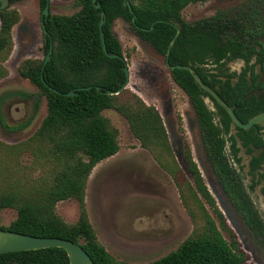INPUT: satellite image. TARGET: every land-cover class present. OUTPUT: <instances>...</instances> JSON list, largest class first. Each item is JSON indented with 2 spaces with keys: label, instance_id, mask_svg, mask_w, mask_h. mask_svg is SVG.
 <instances>
[{
  "label": "trees",
  "instance_id": "16d2710c",
  "mask_svg": "<svg viewBox=\"0 0 264 264\" xmlns=\"http://www.w3.org/2000/svg\"><path fill=\"white\" fill-rule=\"evenodd\" d=\"M21 1L24 0H9V3L13 5ZM37 1L42 12L48 0ZM128 1L132 13L123 9V0H76L79 10L73 15L50 14L44 24L47 32L44 58L26 59L21 63L19 76L38 90L47 106L40 127L21 145V150L32 152L39 165L46 166L48 172L45 180L32 185L15 181L9 190L0 191V211H16L11 224L0 227V230L72 241L85 250L94 264H126L115 261L99 243L85 204L87 181L92 170L119 151L118 131L102 114L113 110L126 120L140 147L148 151L171 177L193 224L191 235L176 250L146 264H244L245 254L205 185L191 151L185 148L184 159L192 184L181 175L159 111L128 89L117 95H108L107 92L118 91L126 81L123 50L112 31L116 20L127 22L142 41L164 58L178 28V38L165 60L167 66H190L205 84L210 85L209 70L204 66L219 64L230 58L229 54L241 51V42L253 23L264 19V2H254L232 15L219 12L212 18L189 23L183 19V10L191 4L208 0ZM96 4L100 5L99 9L95 8ZM100 12L105 14L101 28ZM134 17L136 19L132 22ZM19 20L16 10L0 9V53H9L12 29ZM101 31L107 52L124 60L110 59L104 54ZM50 47V60L44 65ZM1 71L0 79L4 75ZM170 74L174 84L191 103L207 159L219 186L245 225L264 245V223L240 173L231 162V158L237 163L239 159L235 139L227 138L230 129L228 116L218 107L222 127L216 126L202 99L206 94L198 89L191 74L178 69ZM87 87L91 89L80 90ZM71 91L76 95L66 96ZM242 100L240 96L239 111L249 105L248 100L245 108H241ZM239 111H235L236 117L242 123L247 122L251 115ZM244 134L246 138L251 137L253 130L239 131L238 137L245 141V145ZM226 142H231L230 151ZM167 159L172 160L173 166L167 163ZM68 200H75L79 206V217L73 224L64 222L55 211L59 202ZM205 205L212 210L214 218ZM0 264H69V258L63 249L49 248L1 254Z\"/></svg>",
  "mask_w": 264,
  "mask_h": 264
},
{
  "label": "rangeland",
  "instance_id": "374dc122",
  "mask_svg": "<svg viewBox=\"0 0 264 264\" xmlns=\"http://www.w3.org/2000/svg\"><path fill=\"white\" fill-rule=\"evenodd\" d=\"M254 2L264 0H208L187 6L182 15L191 23L212 18L219 12L232 15ZM9 8L18 12L20 20L12 29L9 53H0V71L4 73L0 79V191L9 190L15 181L32 185L45 180L48 172L32 152L21 150V145L40 127L47 106L38 90L18 74L24 60L44 58L42 12L37 0H24ZM78 10L76 0H49L50 14L69 16ZM112 31L121 44L129 70L127 89L161 114L181 175L192 184L184 159L188 148L245 254L244 264H264V245L245 225L219 186L205 153L194 110L188 97L172 81L165 58L142 41L127 22L116 20ZM102 114L118 131L119 151L104 160L88 181L85 202L91 225L99 243L115 261L154 262L176 250L191 235L193 224L175 183L149 152L140 147L126 120L113 110ZM243 153L241 149L239 156ZM245 159L242 165L246 164ZM167 163L173 166L171 159ZM156 204L161 209L142 212V206ZM205 208L214 218L212 210L207 205ZM55 211L67 224L76 223L79 217L75 200L59 202ZM15 218L14 209L0 211V227H8ZM223 236L229 241L226 233Z\"/></svg>",
  "mask_w": 264,
  "mask_h": 264
},
{
  "label": "flooded vegetation",
  "instance_id": "af4514ba",
  "mask_svg": "<svg viewBox=\"0 0 264 264\" xmlns=\"http://www.w3.org/2000/svg\"><path fill=\"white\" fill-rule=\"evenodd\" d=\"M241 46L240 52L229 54L230 58L223 59L219 64L205 65L204 69L209 70L210 85L202 82L214 91L228 107L233 108L234 115L235 111H239L240 108L237 104L240 96L243 97L241 108H245L246 101L249 100L248 107L239 111L243 114L251 115L247 120L248 122L254 116L264 113V19L253 23L252 28L241 42ZM202 93L206 94L202 96V99L207 109L211 112L213 123L216 126L222 127L219 108L224 111L230 120L227 138L233 137L235 139V146L238 149L236 157L239 159L237 163L231 158V162L240 173L243 185L264 223V171H262L264 167V150L261 151L264 146L263 129L258 125L250 129L233 128L231 118L225 109L210 94ZM251 129L253 130L251 137L246 138L244 134L247 141L244 145L245 141L238 137V133L240 130L248 131ZM256 143L260 144L256 146ZM230 145L231 142H226V147L229 151ZM241 149L244 150L242 157L239 156ZM244 158H246V164L242 165ZM142 209V212L149 211L148 213H151L161 209V205L156 204L154 207L142 206ZM165 209L162 210L164 211Z\"/></svg>",
  "mask_w": 264,
  "mask_h": 264
},
{
  "label": "water",
  "instance_id": "95a60500",
  "mask_svg": "<svg viewBox=\"0 0 264 264\" xmlns=\"http://www.w3.org/2000/svg\"><path fill=\"white\" fill-rule=\"evenodd\" d=\"M95 2L96 0H92ZM0 9L4 10L10 6L9 0H0ZM96 9L100 8L99 4L95 5ZM123 9H128L130 13H132L130 2L128 0H123ZM50 15L49 11V0L46 5V7L42 11V16L44 18V22H42V28H43V34L44 36L47 35L46 29L44 27V24L47 20V17ZM101 20L99 23L100 28L103 26L105 23V14L103 12H100ZM135 17L132 19V22L135 21ZM179 35V29L177 28L176 34L174 38L171 40L165 59L167 60L170 55V51L172 47L175 44L176 39L178 38ZM100 40H101V46L104 54L110 58H119L124 60L123 57H119L118 55L114 53H108L106 49V44H105V39H104V34L101 31L100 32ZM52 53V49L50 47L48 54L45 57L44 65L48 63L50 60V55ZM175 69L181 70V71H186L191 74L195 84L197 85L198 89L202 92L210 94L216 101L217 103L222 106L225 111L228 113L229 117L231 118V123L232 127H239L241 129H250L251 127L258 125L263 129V135L262 138L264 140V113H260L253 118H251L246 124L241 123L236 116L233 113V108L228 107L217 95L214 91H212L207 85H205L201 78L198 76L196 71L191 68L190 66H182V65H176L173 67H170V71H174ZM125 76H126V81L124 84L121 86V88L114 92H107L108 95H117L121 91L127 89L128 83H129V70L127 65L123 68ZM91 88H81L80 90L82 91H89ZM100 89L97 88V91ZM76 95L74 91H71L66 94V96L72 97ZM264 150V146L261 148V151ZM264 171V167L262 169ZM49 248H60L63 249L68 258H69V264H94L93 260L89 257V255L85 252V250L77 243H74L69 240L61 239V238H43V237H33L29 235H24V234H19V233H14L11 231H6V230H0V255L1 254H7V253H14V252H25V251H34V250H42V249H49Z\"/></svg>",
  "mask_w": 264,
  "mask_h": 264
},
{
  "label": "crops",
  "instance_id": "0c3cea01",
  "mask_svg": "<svg viewBox=\"0 0 264 264\" xmlns=\"http://www.w3.org/2000/svg\"><path fill=\"white\" fill-rule=\"evenodd\" d=\"M14 28V27H13ZM161 115V114H160ZM162 117V116H161ZM163 119V118H162ZM164 122V121H163ZM165 125V124H164ZM166 128V127H165ZM150 154V153H149ZM115 156V155H114ZM113 157V156H112ZM111 158V157H110ZM109 159V158H108ZM103 163V161L102 162H100L99 164H97L95 167H94V169L92 170V172H91V174H90V176H89V178H88V181H89V179L93 176V175H95V173L97 172V171H99V169H100V165ZM161 169V168H160ZM163 171V170H162ZM166 173V172H165ZM88 181H87V185H88ZM86 189H87V186H86ZM85 201H86V191H85ZM85 204H86V202H85ZM87 205V204H86ZM87 210V209H86ZM87 214H88V212H87ZM88 218H89V215H88ZM89 221H90V219H89ZM91 223V222H90Z\"/></svg>",
  "mask_w": 264,
  "mask_h": 264
}]
</instances>
